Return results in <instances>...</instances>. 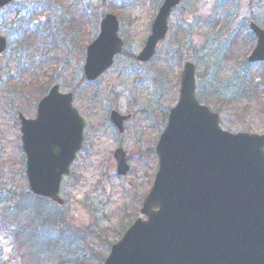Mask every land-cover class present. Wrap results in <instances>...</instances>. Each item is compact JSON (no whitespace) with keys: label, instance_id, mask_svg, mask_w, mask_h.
Listing matches in <instances>:
<instances>
[{"label":"rangeland","instance_id":"1","mask_svg":"<svg viewBox=\"0 0 264 264\" xmlns=\"http://www.w3.org/2000/svg\"><path fill=\"white\" fill-rule=\"evenodd\" d=\"M160 3L13 0L0 9V34L8 44L0 56V196L6 193L5 199H12L8 204L0 203V211L18 201L31 216L38 215L35 225L46 217L40 214L41 209L33 212L35 201L24 173L17 112L33 118L39 98L56 84L60 92L73 93L74 106L84 120L82 147L60 191L64 206L45 199L40 203L56 215V220L47 223L55 237L52 246H65L71 255L68 264H76L73 253L82 264L102 263L110 245L141 216V201L157 165L154 145L169 108L177 101L184 62L195 64L198 92L206 85L208 93L210 83L223 91L232 84V72L241 71L240 63L255 44L248 21L264 28V0H183L170 15L167 38L155 57L146 64L137 63L131 57L149 34ZM106 13L117 17L124 48L109 70L87 82L83 75L86 46L96 37L99 20ZM181 25L189 28L190 36L185 35V39ZM177 35L178 46L170 45ZM178 48L181 56L167 64ZM244 70L256 79L264 75V63ZM257 99L258 105L249 98L237 100L224 110L217 101L208 107L219 114L225 130L264 135V95ZM112 109L132 115L124 123L122 138L109 122ZM117 147L124 150L130 166L124 177L115 174L112 154ZM23 217H16V221L26 230L30 221H22ZM12 227L13 223L0 222V264H55L54 257L35 260L33 252L29 253L36 248L34 242L26 240L19 245L5 231Z\"/></svg>","mask_w":264,"mask_h":264},{"label":"water","instance_id":"2","mask_svg":"<svg viewBox=\"0 0 264 264\" xmlns=\"http://www.w3.org/2000/svg\"><path fill=\"white\" fill-rule=\"evenodd\" d=\"M12 0H0V8ZM181 0H163L137 62H148L166 37L167 21ZM256 45L248 61H264V29L251 23ZM113 14L100 21L88 44L83 72L92 81L107 70L123 41ZM6 49L0 35V55ZM195 66L185 62L176 104L155 145L158 167L140 213L110 247L102 264H264V135L229 132L219 116L195 98ZM71 93L54 85L34 119L19 114L25 175L34 195L59 205L63 176L82 143L84 122ZM130 115L111 110L123 134ZM118 175L129 169L124 152L113 154Z\"/></svg>","mask_w":264,"mask_h":264},{"label":"trees","instance_id":"3","mask_svg":"<svg viewBox=\"0 0 264 264\" xmlns=\"http://www.w3.org/2000/svg\"><path fill=\"white\" fill-rule=\"evenodd\" d=\"M181 28L184 33V39L186 38L185 35H187V30H189L188 27L185 25H181ZM178 34H181L178 33ZM178 35L171 39L170 45H177L176 42H178ZM174 42V43H173ZM172 43V44H171ZM178 46V45H177ZM181 48L175 49L174 52L176 53L175 56H171L169 60H167V64H169V61H172V63L176 62V60L181 56L180 52ZM171 51L168 50V53ZM250 65H248L246 62L241 63V71L232 72L233 75H231V78L229 79L232 84L227 86V89H218L215 87H211L210 83V91L207 93L205 88H201L200 91L197 93L199 98H201L204 103L208 104H216L214 101H217L221 104L222 110L227 109L229 105H232L237 100H244V99H252V102H256L255 104L258 105V99L260 95H264V75L259 76L258 81H254L255 79L251 78L248 71L244 70L245 68L248 69ZM258 66H262L258 64ZM251 96V97H250ZM249 102H247L248 104ZM10 194V193H9ZM28 193L26 192V195ZM11 195V194H10ZM25 195V194H24ZM29 195V194H28ZM7 194L3 193L0 196V203L5 204L9 203L11 200H6ZM13 196V195H12ZM21 199V198H20ZM35 203L33 212H39V209H41L42 215H46V217L43 219V221L40 223V225H35L34 221L38 219L37 216H31L29 213H27L29 210L24 209V207L17 201L15 202L12 207L9 208H2L0 211V222L2 221L3 224H11L13 223L12 228H7L9 231L5 230L8 234V236H12L16 239L17 242H19V245H24V242L27 240H31L36 245V248L29 249V253L32 254V256L35 258H42V257H54L55 264H68L69 259L67 258L68 255L67 249L64 245L53 248L52 246L55 240V237L53 234L49 232L50 225L47 224L51 220H56V215H53L52 212L47 211L44 206H42L40 203H42V199L38 197L33 198ZM22 221H30L28 224L26 230H22L21 228H26L20 221H16V217L23 216ZM15 218V220H14ZM35 225V226H34ZM6 228V227H3ZM24 237L23 241L22 238ZM66 241V240H65ZM68 242L66 241V244ZM58 244V242H57ZM37 249V250H33ZM39 252V253H38ZM72 255L76 261V264H80V262L76 259L77 254L73 253ZM82 264V263H81Z\"/></svg>","mask_w":264,"mask_h":264},{"label":"flooded vegetation","instance_id":"4","mask_svg":"<svg viewBox=\"0 0 264 264\" xmlns=\"http://www.w3.org/2000/svg\"><path fill=\"white\" fill-rule=\"evenodd\" d=\"M19 114H22V113H21V112H19V111L17 112V119H18V115H19ZM22 115H23V114H22ZM23 116H24V115H23Z\"/></svg>","mask_w":264,"mask_h":264}]
</instances>
